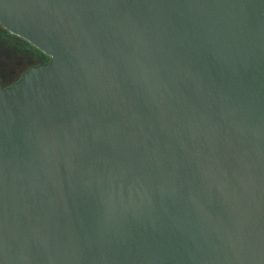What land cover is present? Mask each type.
Returning a JSON list of instances; mask_svg holds the SVG:
<instances>
[{"label": "water", "instance_id": "95a60500", "mask_svg": "<svg viewBox=\"0 0 264 264\" xmlns=\"http://www.w3.org/2000/svg\"><path fill=\"white\" fill-rule=\"evenodd\" d=\"M51 57L0 80V264H264V0H0Z\"/></svg>", "mask_w": 264, "mask_h": 264}, {"label": "rangeland", "instance_id": "374dc122", "mask_svg": "<svg viewBox=\"0 0 264 264\" xmlns=\"http://www.w3.org/2000/svg\"><path fill=\"white\" fill-rule=\"evenodd\" d=\"M45 59L29 42L9 34L0 25V74L11 79L6 86L18 81L31 66Z\"/></svg>", "mask_w": 264, "mask_h": 264}, {"label": "flooded vegetation", "instance_id": "af4514ba", "mask_svg": "<svg viewBox=\"0 0 264 264\" xmlns=\"http://www.w3.org/2000/svg\"><path fill=\"white\" fill-rule=\"evenodd\" d=\"M0 25L2 26V24L0 23ZM3 27V26H2ZM9 34H12V35H14V36H18V35H15V34H13V33H11V32H9L5 27H3ZM18 37H20V36H18ZM20 38H22V37H20ZM22 39H24V38H22ZM24 40H26V39H24ZM27 42H29L28 40H26ZM32 46H33V48L36 50V51H38V53H39V55H42V56H44L46 59L44 60V61H42V62H40L39 64H41V63H46V62H49L50 60H51V57L49 56V55H47L44 51H42L41 49H39L38 47H35L31 42H29ZM39 64H37V65H39ZM34 66V65H33ZM32 67V66H31ZM1 75H0V80H1ZM2 82V81H1ZM3 83V82H2ZM3 85L4 86H6L4 83H3ZM8 86V85H7Z\"/></svg>", "mask_w": 264, "mask_h": 264}, {"label": "trees", "instance_id": "16d2710c", "mask_svg": "<svg viewBox=\"0 0 264 264\" xmlns=\"http://www.w3.org/2000/svg\"><path fill=\"white\" fill-rule=\"evenodd\" d=\"M0 75H1V74H0ZM1 77H2V78H1V81H2L4 84H6V83L9 84V81H10L11 79L6 78L5 76H2V75H1Z\"/></svg>", "mask_w": 264, "mask_h": 264}]
</instances>
